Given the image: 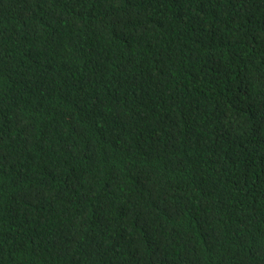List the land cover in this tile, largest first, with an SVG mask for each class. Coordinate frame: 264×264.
Listing matches in <instances>:
<instances>
[{
	"label": "trees",
	"instance_id": "trees-1",
	"mask_svg": "<svg viewBox=\"0 0 264 264\" xmlns=\"http://www.w3.org/2000/svg\"><path fill=\"white\" fill-rule=\"evenodd\" d=\"M0 264H264V0H0Z\"/></svg>",
	"mask_w": 264,
	"mask_h": 264
}]
</instances>
